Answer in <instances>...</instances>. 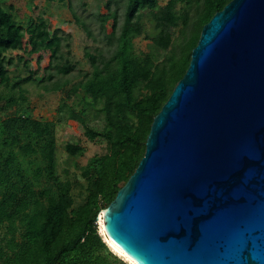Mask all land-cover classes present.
Here are the masks:
<instances>
[{"label": "trees", "instance_id": "16d2710c", "mask_svg": "<svg viewBox=\"0 0 264 264\" xmlns=\"http://www.w3.org/2000/svg\"><path fill=\"white\" fill-rule=\"evenodd\" d=\"M228 1L166 0L162 5L158 0L104 1L106 12L98 13L96 19L108 49L85 48L91 69L68 90L72 94L79 90L82 96L77 95L75 104L62 105L88 139H101L107 148L83 168L81 176L86 181L79 184L85 199L76 207L73 181H61L56 172L55 121L26 111L0 118V264H128L110 251L96 217L135 170L153 117L183 76L202 26ZM10 8L0 1V110L12 105L19 110L28 103L24 85L35 71L29 70L24 77L11 74L15 59L27 68V56L36 54L39 63L48 52L43 78L47 80L74 68L63 51V46L69 51L68 35L59 28L51 32L42 16L29 17L22 25ZM72 13L92 37L89 24ZM109 19L110 34L105 28ZM175 26H181L180 35L173 39ZM140 36L150 41V49L137 55L133 44ZM14 51L23 53L8 54ZM62 84L52 81L50 88ZM90 115L100 128L89 124ZM63 148L69 156L82 151L81 145L71 141Z\"/></svg>", "mask_w": 264, "mask_h": 264}, {"label": "water", "instance_id": "95a60500", "mask_svg": "<svg viewBox=\"0 0 264 264\" xmlns=\"http://www.w3.org/2000/svg\"><path fill=\"white\" fill-rule=\"evenodd\" d=\"M101 211L136 264H264V0H229L202 26Z\"/></svg>", "mask_w": 264, "mask_h": 264}, {"label": "rangeland", "instance_id": "374dc122", "mask_svg": "<svg viewBox=\"0 0 264 264\" xmlns=\"http://www.w3.org/2000/svg\"><path fill=\"white\" fill-rule=\"evenodd\" d=\"M2 6L6 9H11L14 18L18 20L22 25L27 23L29 17H43L48 22L49 30L52 32L55 29H61L63 33L68 35L67 42L69 43V51L66 52V47L63 46L64 55L68 56L70 63L74 65V68L67 74H55L52 80L43 79L45 74V66L49 62V53L46 52L39 63H37V55L33 54L27 56L29 66L26 68L21 62L16 59L15 63L9 67L11 74H19L22 77L27 76L29 70L35 71L31 80L25 83L27 89L28 103L19 107V110L15 106H6L0 110V118L6 115H12L15 112H27L33 117L41 119L54 120L55 135L57 141L56 148V172L61 181L70 180L73 181L71 193L73 196V206L84 201V189L79 183L85 184V179L81 176L83 168L88 166L90 161L100 154L106 152L105 141L95 138L94 140L88 139L84 133L83 128L79 122L72 119L67 111L62 107L65 104H75L78 102L77 95L82 96V92L78 90L77 93L72 94L68 90L71 86L81 79L84 71L91 69L88 58L84 55L85 48L94 52L95 47L106 51V38L100 31L96 16L98 13L106 12L104 8L105 0H0ZM166 0H158L159 4H164ZM72 10L80 19L86 21L89 24L93 36L89 37L85 31L76 23L73 18ZM118 22L122 23L123 8L118 10ZM145 21L146 29L149 33L152 31V25L150 21ZM106 32L108 34L112 31L111 19L105 24ZM181 26L172 27V38L175 39L180 35ZM150 41L143 36L136 37L133 44V52L137 55H142L150 49ZM22 51L9 52L11 55H21ZM107 53V52H104ZM54 81L63 82L60 88L51 89L50 83ZM3 88L0 87V91ZM70 94V98L67 96ZM78 106V105H77ZM76 106V107H77ZM89 124L93 127L100 128V122L95 117L89 116ZM75 142L82 146V151L75 156H69L64 150L63 145L68 142ZM99 214L96 217L99 233L103 236V240H106L104 230L101 228V221L99 220ZM107 241V240H106ZM105 241V242H106ZM110 251L114 254L115 251L111 245L106 242ZM115 251V252H113ZM116 255V254H114ZM121 254H117V257ZM123 256V255H122ZM128 264L131 262L126 259L125 256L121 257ZM126 259V260H125ZM132 264V263H131Z\"/></svg>", "mask_w": 264, "mask_h": 264}, {"label": "bare ground", "instance_id": "6f19581e", "mask_svg": "<svg viewBox=\"0 0 264 264\" xmlns=\"http://www.w3.org/2000/svg\"><path fill=\"white\" fill-rule=\"evenodd\" d=\"M99 220L101 221V228H102V230H104V227H103V224H102V211H101V213H100V215H99ZM104 232H105V230H104ZM107 237V236H106ZM106 240L108 241V243L111 245V247L115 250V251H117L119 254H121V255H119V256H121V257H123V256H125L126 257V259L127 260H129L132 264H136L135 263V261L133 260V259H131V257H129L126 253H124L123 251H122V249H120V247H118L116 244H114L110 239H108V238H106ZM105 240V241H106ZM106 241V242H107ZM115 251H113V252H115ZM116 253V252H115ZM118 253H116V254H118ZM123 255V256H122ZM125 259V260H126ZM130 263V264H131Z\"/></svg>", "mask_w": 264, "mask_h": 264}]
</instances>
